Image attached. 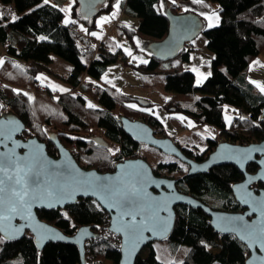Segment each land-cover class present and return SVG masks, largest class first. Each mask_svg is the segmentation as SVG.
<instances>
[{
    "label": "trees",
    "instance_id": "trees-1",
    "mask_svg": "<svg viewBox=\"0 0 264 264\" xmlns=\"http://www.w3.org/2000/svg\"><path fill=\"white\" fill-rule=\"evenodd\" d=\"M118 0H108L97 15L108 12ZM165 1L172 12H180L177 4L168 0H126V11L139 18L137 25L122 27L121 32L130 40L140 36L150 41H160L168 33L169 21L161 8ZM217 6L220 22L204 27L207 47L212 51L211 75L196 83V75L186 66L192 59L191 41L178 55L167 61L153 54L147 63L137 67L151 74H164L165 88L169 95L162 104L168 113H180L196 123L210 124L219 129L220 140L248 144L264 136V92L247 80L250 63L264 51V0H208ZM75 3L71 15L89 28L97 25L94 18L85 19ZM0 43L5 58L0 65V101L4 109H11L26 124L22 136L36 135L44 139L47 127L58 134L67 146L75 143L80 151V165L108 171L115 163L138 154L140 144L123 129L118 116L141 119L150 124L158 135H165L162 122L152 112L137 102L132 105L131 95L120 92L108 83L96 86L82 84L85 75L101 80L107 66L121 58L122 50H112L105 42L97 43L93 37L72 29L65 23L66 12L53 1L0 0ZM12 15L18 17L15 21ZM95 19V18H94ZM40 37H46L41 40ZM53 55L70 62L72 70L67 77L55 74L50 64ZM124 57V56H123ZM59 76L73 89L89 93L97 107H87L84 97L69 93L57 95L50 88L39 84L40 73ZM247 80V81H246ZM19 90V91H16ZM27 93V95H25ZM224 105L240 110L230 125L224 118ZM3 111V110H2ZM1 112V110H0ZM240 116L245 119L241 120ZM104 130L107 139L118 145L117 155L109 147L96 144L89 136L90 128ZM47 138V137H46ZM217 144L216 138L208 139V149L198 159H204ZM47 149L56 156L55 144L48 140ZM83 160V161H82ZM176 161L175 159H173ZM172 160L159 161L153 167L158 176L177 178V188L203 201L212 208L241 211L232 192L233 182L242 180L243 173L233 164H221L206 172L189 173L185 163ZM258 165L250 162L247 170L256 171ZM186 171V172H185ZM261 184V183H259ZM176 223L168 240L189 247L182 263L170 264H245L248 256L246 245L234 234H221L210 224V217L201 208L186 204L175 206ZM39 217L66 234H73L83 225L99 235L85 243L86 264H119L120 237L108 230L109 214L95 199L79 198L65 208L40 209ZM137 256L134 264H164L156 256L151 242ZM0 264H80L78 246L73 242L50 241L39 249L31 232L17 239H6L0 234Z\"/></svg>",
    "mask_w": 264,
    "mask_h": 264
},
{
    "label": "water",
    "instance_id": "water-1",
    "mask_svg": "<svg viewBox=\"0 0 264 264\" xmlns=\"http://www.w3.org/2000/svg\"><path fill=\"white\" fill-rule=\"evenodd\" d=\"M79 11L82 16L88 18L98 13L106 0H77ZM169 21L167 35L160 41L150 42L148 47L158 59L162 61L175 58L184 45L195 38L203 29L204 22L199 14L195 12H172L166 10ZM141 105H148L149 102L142 98L136 99ZM264 116V106L262 114ZM124 131L136 142L154 146L166 154L173 155L180 161L188 164L189 173L206 172L211 167L221 164H233L243 173L244 178L232 184L233 196L241 205V211H226L212 208L203 201L195 198L189 193L180 191L177 188V178L158 176L154 173L151 164L144 157L126 158L115 163L112 171H99L96 168H85L80 165L70 149L59 139L55 131H47V138L52 141L56 148V156L51 155L47 149V142L33 135L24 138L22 136L26 129V124L13 110L8 109L0 112V132L4 133L0 139L4 141L0 144V166L7 167L9 173L15 177V165L22 171L20 176L27 184L30 192H39L54 183H65L76 188V194L72 197L65 196L62 201L57 202L54 198H41L30 200L28 213L29 219H22L17 215L12 219L11 225L7 222H0V234L6 239H17L26 232H31L39 249H42L50 241L73 242L78 246L80 254V264H86L85 243L91 238L98 236L99 233L91 229L89 225H83L76 229L73 234H66L59 227L41 219L37 213L40 209L65 208L67 205L75 203L79 198L90 197L95 199L99 205L110 215V224L107 227L112 233L120 237V260L119 264H134L137 256L143 248L151 241H164L170 238L174 229L177 212L175 206L186 204L194 208H201L210 217V224L215 231L221 234H234L248 249V256L245 264H264V251L258 244L250 243L245 239L246 235L242 230V225H256L264 218L258 211L252 210V205L244 203L242 199L243 191L252 193L257 199L264 198V187L255 188V184L261 182L264 185V136L261 140L248 144L234 143L228 140L217 142L208 155L197 160L185 154L171 136L159 137L155 134V129L147 122L129 118L120 114L118 116ZM10 135V139L7 137ZM93 140L101 147H107L109 142L103 136H94ZM243 150L251 151L248 159H243ZM255 162L258 168L254 172L247 170V165ZM138 174V175H134ZM109 185H119L121 183H136L137 179L144 182L147 196L144 198L153 206H158L159 220L153 223L148 221L147 230L143 232L141 239L132 249L131 243H126L125 235L116 229L120 226L117 219L120 211L108 206V203L101 200L91 189L80 188L73 183L76 180H95ZM2 178V175H0ZM14 181H6V187ZM171 185V187H169ZM245 186L241 189V186ZM139 186V185H137ZM19 189V185L16 186ZM87 194H83V193ZM0 195H7L3 193ZM131 208L128 210L139 211V202H130ZM127 208V206H125ZM0 214L7 215L3 205H0ZM151 215L150 211L138 214L137 222L145 221ZM238 217H243L240 221ZM123 220H130L129 216H124ZM20 228L16 232V228Z\"/></svg>",
    "mask_w": 264,
    "mask_h": 264
},
{
    "label": "rangeland",
    "instance_id": "rangeland-1",
    "mask_svg": "<svg viewBox=\"0 0 264 264\" xmlns=\"http://www.w3.org/2000/svg\"><path fill=\"white\" fill-rule=\"evenodd\" d=\"M49 1L51 2V0H49ZM76 3H78V1H76ZM78 5H79V3H78ZM78 9H79V6H78ZM71 10H72V8H71ZM129 14L130 13H126V15H129ZM98 15L95 14L93 17L94 18L98 17ZM108 40L112 42V47H113L112 50H114V51L118 49L117 48L118 46L121 47L122 44L125 45L127 43V44L131 45V47L133 46V48H134L133 52L134 53H137V54H143L144 53L143 50L141 49V45L136 46L134 44V42H132V41H129V42H126L123 40L121 41L120 38H118V37L115 38V37H113L112 34ZM191 42H192L193 47L195 49L192 50V52H191L192 53L191 62L187 63L186 66L188 68L191 67L193 69H196V71H195L196 83L198 80H200L199 84H201L206 79V77L208 76V73H211V59L213 57V53L207 47V38H206V35H205L203 30L195 38H193L191 40ZM145 46L148 47V44H146ZM197 52H198V54L196 55ZM54 57L56 59L54 61V64L52 63V65H51L53 69L56 68L58 71L65 73V71H67V70H66V65H64V64H67L69 67H71L70 62L64 60L63 58H61L57 55H55ZM261 57L264 58V52L262 53ZM4 58H5L4 46L0 43V60L4 61ZM207 71H208V73H207ZM250 71H251V68H250V70L248 68V70L246 71L247 74H249ZM55 74H53V75H55ZM101 78H102V80H101L102 82L108 83L109 85L116 87L120 92L129 94L132 97H139V98H143V99H146L148 101H151L153 103V105L146 106L145 109L148 111L150 110V111L154 112L156 115H158L163 120L164 125H166V127H167V130L164 133L165 136H169L170 133H172V132H175V133L182 132L183 135H179V139H180L181 144L182 143L187 144L185 139H188V138H186V137L192 135L191 136L192 138H190V139L193 140L194 136L195 137L197 136L196 133L190 134L188 132L182 131L183 127H181V129L179 131H177L175 129V126L177 123H181V119L179 120L176 117H171L170 116L171 113L169 114L168 110L162 105L164 103V99L169 94V92L165 88V76H164V74H151V73L145 71L144 69H142L140 67L133 66L131 64V62L125 64V63H122L120 60H118L117 62L111 63L107 66V68L103 71ZM91 83L92 84L93 83L98 84V83H100V81L95 80V81H91ZM257 89L259 91H261L260 87H258ZM69 92H70V90L66 91L64 93H69ZM78 92L81 93V90L77 91V93ZM60 94L61 93H58L57 95H60ZM86 94L90 95L89 93H86ZM135 102H137V101L134 100V98L130 99V103L132 105H136ZM89 103L93 104V101L88 102V104ZM0 110L1 111L2 110L3 111L8 110V109H4V106L1 103V101H0ZM235 113L236 114L240 113V110L237 109V112L234 110V114ZM187 118H189V117H187ZM194 123H196V122H194ZM197 124L204 125V123H197ZM46 129H47V131H53V129L49 128V127H47ZM207 130L210 132V128H207ZM198 134H199L200 139L198 140V142L197 141L196 142H197V146L199 148L195 147L194 149L200 151V150H203L204 148H206L208 143H207V140H206V138L202 132H198ZM89 136H92V137L103 136L104 138H106V136L104 134V130L101 128H97V127L90 128ZM46 137H47V135H46ZM46 137L43 140H45L47 142L48 138H46ZM216 139L220 140L219 131H218V134L216 135ZM107 141L109 142V145L111 147V149H110L111 152L114 154V156H116L117 153L115 150L118 148V145H116L115 143H113L109 139H107ZM178 145L181 146L180 144H178ZM67 147L69 149H71L74 156L79 161L80 151H79L77 145L75 143H71ZM137 153L138 154L136 156L145 157L147 159V161L149 163H151L152 167H155L159 161H162V160L167 161V160L175 159V158H171L170 156L154 149L151 146H146V145H141L139 150L137 151ZM207 155H208V153L206 154V156ZM180 162H182V161H180ZM89 168H92V167H89ZM185 168H186L185 170L188 171L189 166H188V168L187 167H185ZM112 170H108V171H112ZM151 244H152L153 248L156 250L157 258L160 261H162L164 264H170L172 262L182 263L184 261L185 256L187 255L188 249H189L188 246H186L184 244L176 243V242L171 241V240H164V241L155 240V241L151 242ZM145 253H146V251H143V254H145ZM106 263L107 264H113L112 261H110V260H107ZM214 264H222V263L216 262Z\"/></svg>",
    "mask_w": 264,
    "mask_h": 264
},
{
    "label": "snow or ice",
    "instance_id": "snow-or-ice-1",
    "mask_svg": "<svg viewBox=\"0 0 264 264\" xmlns=\"http://www.w3.org/2000/svg\"><path fill=\"white\" fill-rule=\"evenodd\" d=\"M45 4L49 2V0H43ZM173 3H175V0H172ZM196 3H200L201 0H195ZM116 7H119V3L117 2ZM68 9H63V11H69ZM187 10V9H186ZM116 13H112V16L114 17ZM203 15V13H202ZM215 16V13H213V16L207 17L209 21L213 19ZM3 18V13H0V19ZM88 17L85 16V19ZM11 19L15 21L18 19L17 16L12 15ZM105 19H108L107 17H101L100 21H104ZM216 20L218 21V17H216ZM66 24L69 23V20L64 21ZM74 22V21H73ZM213 26L211 23L209 24V27ZM83 29V26H81ZM84 31H87V29H83ZM93 36H97L98 34L96 32L90 33ZM41 40L46 39V37H40ZM137 43L139 41L137 40ZM126 52H128L129 55H131V52L128 49H125ZM134 59H139V57H134ZM144 63H147V61H143ZM3 63V60H0V64ZM193 71H196V69H193ZM208 75H211V73H208ZM197 83H200V80L197 81ZM253 83H258L256 81H253ZM258 87H260V90L264 92V84H258ZM19 91V90H16ZM61 91H66V89H61ZM27 95V93H25ZM89 107H95V105L89 103ZM129 107L135 108L136 105H129ZM150 111V110H149ZM231 117H228L229 122H231ZM240 119H245L244 116H240ZM191 126V125H190ZM4 133L0 132V136H3ZM10 139V135L7 137ZM4 141L0 139V144H3ZM111 151V150H110ZM115 151H119L116 149ZM243 159H248L251 155V151L249 150H243L241 153ZM261 163H264V161H261ZM22 169L15 165V177L9 173V169L7 167L0 166V175H2V178H0V194L7 193V195H0V205H3L4 211L7 213V215L0 214V222H7V224L10 226L11 221L15 216L19 215L22 219H29L28 215H24V213H28L30 208V200H38L43 198H54L57 200V202L62 201V199L65 196L72 197L76 194V188H73L71 185L65 184V183H54L43 189L39 192H30L28 189L27 184L23 181L22 177L20 176ZM138 175V174H134ZM260 179H264V176L260 177ZM100 178L97 177L95 180H76L73 178V183L80 188H88L91 189L96 195L100 197L101 200L108 203L109 207L116 208L120 211V215L117 218L120 221V226L117 228V231H122L126 238V243H131L132 249H135L136 244L143 239V232L147 230L146 224L150 220L153 223L158 221L159 218V210H161L158 206H153L150 202L145 200L144 198L147 196L146 188L144 185V182L142 179H137L136 183H121L119 185H109L99 182ZM6 181L12 182L14 181V184L9 183L6 187ZM19 185V189L16 187ZM139 185V186H137ZM171 187V185H169ZM245 186H241V189H244ZM83 194H87L86 192ZM242 199L244 203L251 204L253 211H258L260 213V216L264 218V198L257 199L256 197L252 196L251 192L243 191ZM130 202H139L138 207L139 211H132L128 210L131 208ZM127 206V208L125 207ZM150 211L151 215L145 220L137 222V215L143 214L144 211ZM124 216H129L130 220H123ZM240 221H243V217L235 218ZM24 225H21L16 228V232H19L20 228H22ZM242 230L246 234L244 236L245 239L249 240L250 243L258 244L260 249L264 251V221H261L259 224L256 225H242Z\"/></svg>",
    "mask_w": 264,
    "mask_h": 264
},
{
    "label": "crops",
    "instance_id": "crops-1",
    "mask_svg": "<svg viewBox=\"0 0 264 264\" xmlns=\"http://www.w3.org/2000/svg\"><path fill=\"white\" fill-rule=\"evenodd\" d=\"M51 1H53L54 3L59 4L63 9L70 8L69 11H65L66 15H65L64 20L67 19L70 22L74 21L73 23L76 25V31H78V32H80L82 34H85L87 36L93 37V39L99 44H101V42H105L106 45H108L109 49L113 48L112 47V42L108 40L110 38L111 34L115 38L116 37L120 38L121 41L122 40L126 41V42L132 41V42H134V44L136 46L137 45H141V49L144 52L143 54L134 53L133 52L134 51L133 46L131 47V45H129L127 43L125 45L122 44L121 47L118 46L117 48L122 50V54H121L122 56L119 59L122 63L127 64V63L131 62V64L133 66L137 67L138 64L144 63L143 61H148L150 56L153 54L151 52V50L149 49V47L145 46L146 44L149 45V43L153 42V41H150V40L145 39V38L140 37V36H135L134 37V41H133V40H130L124 33L121 32L122 27H124V26L129 27L131 25H137L139 23V18L136 15L132 14L131 12H127L126 11V0H118V1H116L113 4V7L110 9V11L102 12V13H100L98 15V17H95V19L93 18L92 21L97 25V27L95 29H91V30H89L88 26L86 24H84L81 20L76 19V18H74L71 15V8L76 3L77 0H51ZM107 1L108 0H106L103 5H106ZM168 1L172 2V0H168ZM117 2L119 3V7L118 8L116 7ZM175 3L177 4V8H178V10L180 12H195V13L199 14L200 17L202 18L203 22H204V27H206V26L209 27L210 23L214 26V25H217L220 22V14L217 11V6L214 3L209 2L208 0H201L200 3H196L195 0H175ZM160 6L165 11L168 9V6L165 3V1H162ZM114 12L116 13V15L113 17L112 13H114ZM126 13H130V14L126 15ZM202 13H203V15H202ZM213 13H215V16L213 17V19L211 21H209V19L207 17L213 16ZM101 17H107L108 19H105L104 21H100ZM216 17H218V21L216 20ZM81 26H83V29H87V31H84ZM92 32H96L98 35L97 36H93V35L90 34ZM137 40L139 41V43H137ZM191 45L193 47L192 43H191ZM125 49H128L131 52V55H129L128 52L125 51ZM262 53L257 58H255L250 63V65L248 67L249 70L251 68V71H250L249 74H247V80H249L251 83H253V81L258 82V83H253V85H255L256 87L258 86V84H264V58L261 57ZM197 54H198V52L196 53V55ZM54 56L55 55H53V60H52L53 64H54V61L56 59ZM191 56H192V53H191ZM134 57H139V59H134ZM52 63L50 64L51 70L53 72H55L57 75H59V76L67 77L69 75V73L71 72V70H72V65H71V67H69L67 64H64V65H66V70L67 71H65V73L61 72V71H58L56 68H54V69L52 68V66H51ZM190 69L193 70V68H191V67H190ZM207 73H208V71H207ZM59 76H56V75H53V74H50V73H46V72L40 73L38 75L39 84L43 88H46V87L50 88L56 94L57 93H63V92H66V91L70 90V92H69L70 94H72L74 96L81 95L82 97H84L87 107H89L88 106L89 105L88 102H90V101H93V105H95V107H97L95 99L92 96L87 95L86 94L87 92L82 91L81 90V86H78V87L73 89L68 83H66L64 80H62V78H60ZM95 80H97V79H94V78L90 77L89 75H85L81 85L91 83V81H95ZM101 80H98V81H100V83H98V84H94L93 83L95 85V87L96 86H101L102 87L103 84H105ZM61 89H66V91H61ZM79 90H81V93L80 92L77 93V91H79ZM133 98H134V100H136L139 97H133ZM144 100H146V99H144ZM138 104H139V102H138ZM139 105H141V104H139ZM141 106H144V105H141ZM234 110L237 112V109L234 108L231 105H224V107H223L224 118H225V121H226V123L228 125H230V123H231V122H229L228 117H231L233 119L235 116L238 115V113L234 114ZM156 116L162 122V124L164 126V129L166 131L167 127H166V125H164L163 120L158 115H156ZM170 116L171 117H176L179 120L181 119V123H177L176 126H175V129L177 131H179L181 129V127H183L182 131L188 132L190 134H192V133H196L197 134L196 137L194 136L193 140L190 139V138H192L191 137L192 135L186 137V138H188V139H185L187 144H183V143L181 144L180 143L179 135H183L182 132H180V133L172 132V133H170V135L168 134L169 136H172V138L175 140V142L180 144V145L187 146V147H192V148L198 147L197 146V142L200 139L198 132H202L204 134V136H205V138L207 140V143H208V139L209 138H216V135L218 134V131H219L218 128L213 126V125H210V124L201 125L200 124L201 125L200 126L199 124L194 123L191 119L187 118V116H185L183 114H180V113H171ZM232 119H231V121H232ZM207 128H210V132L207 130ZM155 134L157 135L156 131H155ZM159 137H162V136H159ZM139 144L140 145H146V144H141V143H139ZM146 146H151V145H146ZM151 147H153L154 149L164 153L163 151H161L160 149H158V148H156L154 146H151ZM164 154H166V153H164ZM166 155H168L170 157L173 156V155H169V154H166ZM136 157H139V156H136ZM136 157H133V158H136ZM141 157H143V156H141ZM174 157H171V158H174ZM124 159H126V158H124ZM170 178H172V177H170ZM151 242H153V241H151ZM143 251H146L145 254H147L148 253V248L143 249L142 252ZM145 254H143V255H145Z\"/></svg>",
    "mask_w": 264,
    "mask_h": 264
},
{
    "label": "flooded vegetation",
    "instance_id": "flooded-vegetation-1",
    "mask_svg": "<svg viewBox=\"0 0 264 264\" xmlns=\"http://www.w3.org/2000/svg\"><path fill=\"white\" fill-rule=\"evenodd\" d=\"M157 136H165V135H158L157 134ZM49 140V139H48ZM95 142V141H94ZM217 142H219V140H217ZM96 143V142H95ZM97 144V143H96ZM110 149H111V147H110V145L108 146ZM181 147H182V150L185 152V154L186 155H188V156H190V157H192V158H194V159H197V160H201V159H198V157H199V155L201 154V153H203L205 150H207L208 149V145H207V147L206 148H204L203 150H200V151H198V150H195L194 148H192V147H187V146H183V145H181ZM213 149V148H212ZM56 154H57V150H56V152H55ZM171 157H174V156H171ZM206 157V156H205ZM175 158V160L176 161H174V160H172V161H174V162H176V163H179L178 162V160H177V158L176 157H174ZM80 160V159H79ZM181 163V162H180ZM183 163H185V162H183ZM185 165H186V167L188 168V164L187 163H185ZM82 166V165H81ZM84 167V166H83ZM166 177V176H165ZM244 178V177H243ZM242 178V179H243ZM233 183H235V182H233ZM259 183H261V182H259ZM259 183H257V184H255L254 186H255V188H259V187H264V185L261 183V184H259ZM97 202V201H96ZM99 204V203H98ZM243 210V209H242ZM109 214V213H108ZM109 224H110V215H109V223H108V225H107V227L109 226Z\"/></svg>",
    "mask_w": 264,
    "mask_h": 264
},
{
    "label": "built area",
    "instance_id": "built-area-1",
    "mask_svg": "<svg viewBox=\"0 0 264 264\" xmlns=\"http://www.w3.org/2000/svg\"><path fill=\"white\" fill-rule=\"evenodd\" d=\"M69 26H70L72 29H75V28H76V25H75L73 22H70V23H69Z\"/></svg>",
    "mask_w": 264,
    "mask_h": 264
}]
</instances>
